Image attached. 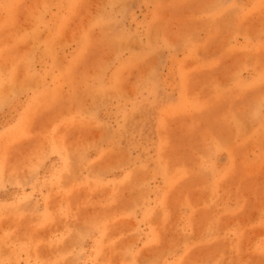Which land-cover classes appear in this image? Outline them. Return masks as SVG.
I'll list each match as a JSON object with an SVG mask.
<instances>
[{
  "label": "rangeland",
  "instance_id": "rangeland-1",
  "mask_svg": "<svg viewBox=\"0 0 264 264\" xmlns=\"http://www.w3.org/2000/svg\"><path fill=\"white\" fill-rule=\"evenodd\" d=\"M0 264H264V0H0Z\"/></svg>",
  "mask_w": 264,
  "mask_h": 264
},
{
  "label": "bare ground",
  "instance_id": "bare-ground-1",
  "mask_svg": "<svg viewBox=\"0 0 264 264\" xmlns=\"http://www.w3.org/2000/svg\"><path fill=\"white\" fill-rule=\"evenodd\" d=\"M84 9V8H83Z\"/></svg>",
  "mask_w": 264,
  "mask_h": 264
}]
</instances>
